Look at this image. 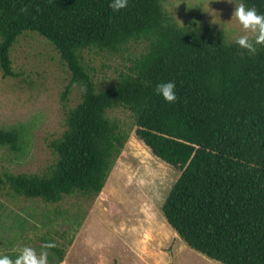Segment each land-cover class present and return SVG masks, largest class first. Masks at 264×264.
<instances>
[{"label":"trees","instance_id":"trees-1","mask_svg":"<svg viewBox=\"0 0 264 264\" xmlns=\"http://www.w3.org/2000/svg\"><path fill=\"white\" fill-rule=\"evenodd\" d=\"M164 1L128 0L117 12L110 0H0L3 75H14L11 49L31 31L55 47L71 72L63 106L75 86L81 93L51 142L53 162L43 173L4 170L0 188L47 203L96 197L129 137L109 115L123 107L133 115L136 136L181 170L161 205L179 237L222 264H264V46L249 54L208 23L181 25ZM243 2L264 14V0ZM131 42H144V51L98 87L84 52H114ZM169 81L177 96L172 103L156 92ZM29 135L23 122L2 127L0 148L22 155ZM67 239L66 245L44 239L49 264L64 261L73 236Z\"/></svg>","mask_w":264,"mask_h":264},{"label":"rangeland","instance_id":"rangeland-1","mask_svg":"<svg viewBox=\"0 0 264 264\" xmlns=\"http://www.w3.org/2000/svg\"><path fill=\"white\" fill-rule=\"evenodd\" d=\"M199 3L165 0L164 8L181 25L196 20L223 30L228 41L251 35L235 19L230 20L234 3L210 0L221 24L196 7ZM144 49V42H131L114 52L92 48L84 52V60L98 87H106ZM11 59L13 76H4L0 69V128L25 123L29 146L22 155L0 148V172L43 173L55 157L51 142L64 131L65 113L80 100V89L73 88L64 107L61 93L71 72L55 47L35 32L18 38ZM109 115L129 130V137L102 191L92 199L77 194L47 203L15 197L0 188V254L17 256L26 246L37 255L42 250L48 253L44 239L66 245L73 236L60 264H222L188 246L161 210L181 170L154 155L136 136L129 110L116 107Z\"/></svg>","mask_w":264,"mask_h":264},{"label":"clouds","instance_id":"clouds-1","mask_svg":"<svg viewBox=\"0 0 264 264\" xmlns=\"http://www.w3.org/2000/svg\"><path fill=\"white\" fill-rule=\"evenodd\" d=\"M235 4V9L230 20L235 19L245 32L251 35H240L235 38V43L245 49L249 54L257 52V46H264V14L258 13L255 8L245 6L243 0L236 3L235 0H228ZM128 4V0H110L109 7L113 11H120ZM212 16L213 23L221 24L218 13L210 7V0H200L196 6ZM156 92L169 102L177 99L175 83L172 81L161 83L157 86ZM0 264H48V253L42 250L39 255L31 247H23L16 258L13 260L8 255L0 254Z\"/></svg>","mask_w":264,"mask_h":264}]
</instances>
